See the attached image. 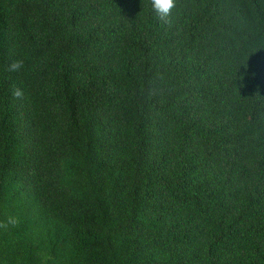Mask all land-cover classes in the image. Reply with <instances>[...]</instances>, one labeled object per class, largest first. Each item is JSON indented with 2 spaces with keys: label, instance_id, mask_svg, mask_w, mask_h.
<instances>
[{
  "label": "trees",
  "instance_id": "16d2710c",
  "mask_svg": "<svg viewBox=\"0 0 264 264\" xmlns=\"http://www.w3.org/2000/svg\"><path fill=\"white\" fill-rule=\"evenodd\" d=\"M175 3L0 0V264H264V0Z\"/></svg>",
  "mask_w": 264,
  "mask_h": 264
},
{
  "label": "clouds",
  "instance_id": "9594fccd",
  "mask_svg": "<svg viewBox=\"0 0 264 264\" xmlns=\"http://www.w3.org/2000/svg\"><path fill=\"white\" fill-rule=\"evenodd\" d=\"M176 7L175 0H152L153 11L162 19L167 20L171 14V10ZM23 67V61L20 59L14 60L9 65V71H19ZM13 96L16 98L23 97V91L21 89H15ZM18 222L17 218L9 217L6 222H0V227L7 228L9 224L16 225Z\"/></svg>",
  "mask_w": 264,
  "mask_h": 264
}]
</instances>
